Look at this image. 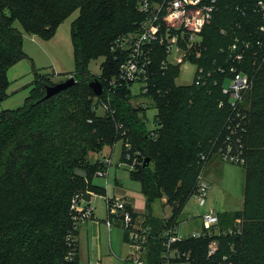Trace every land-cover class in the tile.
I'll return each mask as SVG.
<instances>
[{
  "label": "trees",
  "instance_id": "16d2710c",
  "mask_svg": "<svg viewBox=\"0 0 264 264\" xmlns=\"http://www.w3.org/2000/svg\"><path fill=\"white\" fill-rule=\"evenodd\" d=\"M257 1L259 0L219 1L213 22L202 34V55L199 58L190 57L192 63L204 67L206 73L210 72L204 79L205 83L197 84L193 81L191 86H178L175 81L181 72L180 67L170 64L162 69L161 63L166 53L163 47L156 46L152 53L149 90L147 93H136L151 98V107L157 110L155 128L148 129V107L133 105L131 98L135 96V92L132 84L117 85L112 89L109 84L118 75L119 67L127 57V51L117 47V41L124 34L136 31L145 18V14L138 8L139 0H0V102L7 96L9 68L27 56L23 50L24 34L15 23L19 22L29 34L48 39L67 17L79 11L71 22L75 70L67 74L76 78V84L41 101L46 93V86L56 83L51 82L48 74L38 75L32 93L22 107L0 112V160L4 157V152L11 148L5 160L8 173L0 181V264H81L78 240L80 222L75 218L71 206L74 196L79 194L77 191L85 185L82 177L76 173L78 166L82 164V154L92 149L86 137L91 127L98 128L106 137L104 141L95 143L94 150L101 151L105 145L112 146L125 139L132 145L128 152L133 157L139 156V163H135L130 171L132 178L142 183L148 207V212L144 214L147 221L161 227L164 222L167 225L178 224V215L194 191L198 175L190 189L183 193L182 205L176 208L177 215L164 220L155 219L151 213L152 204L162 194L160 181L163 172H177L183 167L185 146L177 144L179 138L189 130L188 134L194 136L191 139V151L193 152L194 146L199 147L198 142L201 140L197 138V130L182 115L183 108L192 101L197 103L204 100L203 97L216 95L215 105L220 114L217 154L219 155L220 147L226 148L223 142L230 135L232 151L241 150L246 157L247 203L251 172L247 165L253 153L252 119L256 118V124L262 125L264 108L257 110L259 103L255 101L251 102L250 107L243 103L245 116H235L229 129L225 124L231 113L230 97L224 95L222 89L232 77L230 66L236 65L230 47L237 40L240 41V46L244 39L252 42L242 63V66L247 63V69L243 70L249 71L254 79L252 89L245 95L246 99L249 100L264 75V33L258 29L262 17L255 10ZM258 41L262 42V46L258 45ZM255 51L259 53L258 57L255 56ZM100 57L104 58L101 74L95 76L88 65L92 59ZM255 57L259 61L258 65L251 63ZM221 67L225 72L219 70ZM95 78L103 84L104 91L100 96L90 87V82ZM209 83L215 84V90L206 88ZM63 92H72L73 97L57 107V104L52 103L53 98ZM92 94L98 99L96 105H93ZM222 99L225 105L220 107ZM102 101L109 104V109L100 117L95 111ZM48 102L52 104L50 108L45 106ZM76 108L77 110L72 111ZM90 118L94 119L92 123L88 121ZM69 120H75L76 125ZM68 124H72V129L68 135H64L63 146L58 147L57 134H62L64 130L62 128L59 131L58 127ZM117 124H122L123 128H117L119 139L113 142L114 136L107 129V132H102V129L109 126L113 133ZM126 151L127 148L124 147L121 161L132 165L133 161L125 158ZM146 157L150 158L148 167H144ZM201 160L197 164L201 165ZM85 167L96 176L97 170L102 167L101 159L95 163L88 162ZM10 168L13 172L9 173ZM89 187L97 193H106L105 188L97 187L93 182ZM175 195L178 196L177 193ZM134 215L137 216V212ZM241 215L238 211L234 218ZM220 219L224 226L230 223L221 215ZM245 222L243 218L242 235L227 237L223 241L232 240L239 247L243 235L248 232ZM125 239L127 241L126 234ZM205 243L206 241L195 243L202 245L199 248L202 250L201 256L206 251ZM159 245L157 243L149 254L150 264H158ZM71 251H76L77 255L73 260H67L66 256ZM236 260L237 264H251L244 258Z\"/></svg>",
  "mask_w": 264,
  "mask_h": 264
},
{
  "label": "rangeland",
  "instance_id": "374dc122",
  "mask_svg": "<svg viewBox=\"0 0 264 264\" xmlns=\"http://www.w3.org/2000/svg\"><path fill=\"white\" fill-rule=\"evenodd\" d=\"M78 14L79 11L77 10L67 17L59 25L55 34L48 39L42 38L37 34H29L24 31L19 22L15 23V26L24 34L23 50L27 56L18 60L7 72L9 86L7 96L0 102V112L22 107L26 103L27 98L31 95L33 84L38 75L48 74L52 83H58L67 79L70 76L67 74L75 70L70 25ZM256 57H258V55ZM256 57L254 60L252 59L251 62L254 65L259 64ZM103 60L104 58L100 57L92 59L89 62V69L95 76L101 74V64ZM183 60H185V58ZM172 61L178 63V57H173ZM189 61H191V58L187 57V60L180 67L181 72L175 81L178 86H191L193 83L195 66L189 64ZM246 64L247 63L239 68L243 70V68L247 67ZM261 79V82L250 96L249 100L246 99L247 96L243 99L245 106L247 105V107H250L251 102L255 101L259 103L257 105V110H262V108H264V75ZM229 83L230 80L228 79L225 85L228 86ZM138 86L139 84L134 85L132 88L134 92H137V89L134 88ZM206 86L208 89L215 90L214 83H209ZM248 92H246V95ZM71 97H73L72 92H63L59 96H55L52 103L57 104L58 107L61 103H66ZM215 97H213V95L207 98L203 97L204 100H197V103L192 101L188 106L183 108V119L187 117L189 124L197 130L199 136L197 138L201 140V143L198 142L199 147L195 148L194 146L192 152V146L190 145L191 139L194 136L188 134L189 130L179 138L177 144L185 146L182 163L183 167L177 172H163L164 174H162V180L160 181V190L162 194L160 198H156L153 202L151 213L155 219L157 218L160 220L177 215L175 214L177 213L176 208L182 205V196L190 189L196 176L202 173L203 177H205L210 184L207 196V207L215 208L221 217H223L224 220L230 221V223L233 222L235 214L240 211L242 213L241 217L246 221L245 225L248 232L243 235L239 247L236 246L235 242L228 239V241L222 242L221 252L223 253L224 251V254H227L231 260L244 258L249 260L251 264H264V117L261 118L262 125L256 124V118L252 119L253 126L251 132L253 136L251 141V153H253L250 163L247 165V168L250 169L251 172L248 181V197L246 198V203L245 165L222 159L216 152L220 114L215 105ZM91 98L93 105H96L98 99L93 94ZM260 100L262 101L260 102ZM131 102L136 107H148L146 112V124L148 129L155 128L154 120L157 110L151 107V98H145V96L135 93V96L131 98ZM50 104L51 103L48 102L45 106L48 105L50 108L52 105ZM75 110H77V108L72 111ZM95 112L97 116L102 117L106 114V109L99 105ZM93 120V118H90L88 121L92 123ZM190 120L192 121L190 122ZM69 122L76 125L75 120H69ZM72 124H68L65 127H58L59 131H61L62 128L64 129L62 134H57L56 145L58 147L64 143V135L69 134V131L72 129ZM119 125L120 124L114 126L115 129L113 133L112 128L109 126L103 128L102 132L107 129L108 132L114 136L112 140L114 142L119 139L117 138L118 133L116 132ZM107 130L105 131L107 132ZM119 134L122 136V133L119 132ZM86 137L92 149H89L87 153L81 156L82 164L78 166L79 168L76 175L82 177L85 185L81 187L77 193L83 195V198L89 200L94 206L97 203L101 205V207L99 208L98 206L97 208L99 209L98 215L100 216L99 223L91 218L79 223L78 239L80 262L81 264H128L130 251L132 249L125 239L123 227L116 219L112 218L113 226L109 231L106 223V211L102 208V203L99 201L98 197L92 198L91 194L87 193V191H94L89 187L91 182H93L97 187L103 189L107 188L106 194L109 197L118 196L131 200L135 211L145 214L148 212V207L143 193L142 183L132 178L130 166L126 164V162L121 161V154L124 148L121 142L122 140L116 144L115 148L107 144L104 146L103 150L100 151L94 150V145L98 141H104V139H106L104 133H100L98 128L91 127ZM10 150L11 148H8L4 152V157L0 160V181L3 175L8 173L5 160ZM201 154L206 155L208 160H201ZM105 156H111L112 158V165L110 166L108 177L95 176L93 172L86 169L87 167H85V165L88 162L95 163V161ZM134 157L140 159L139 156ZM200 160L202 162L201 165L197 164ZM10 172H13L12 168L9 169V173ZM176 193L178 196L175 195ZM205 210L206 207H200L193 197L189 198L178 215L181 232L188 233V231L191 232L196 229H201L202 220L200 215Z\"/></svg>",
  "mask_w": 264,
  "mask_h": 264
},
{
  "label": "built area",
  "instance_id": "2783aa9c",
  "mask_svg": "<svg viewBox=\"0 0 264 264\" xmlns=\"http://www.w3.org/2000/svg\"><path fill=\"white\" fill-rule=\"evenodd\" d=\"M220 0H139L138 8L145 14V18L139 24L134 32H129L121 36L117 41V47L127 51L126 59L119 67L118 75L110 80V89L119 85L135 84L139 86L134 89L147 93L149 90L150 67L152 64V53L156 46L164 48L166 57L161 63V68L166 69L170 64L179 67L187 60L194 56L199 58L204 48L202 34L204 29L211 25L215 13L218 11ZM255 10L261 14L262 23L259 26L260 32L264 33V0L257 1ZM224 32V30H222ZM239 40L231 45L232 57L236 65L230 66L232 74L230 83L222 89V93L230 97L231 113L227 118L225 126L230 129L235 116H245L243 114V99L246 92L252 89L254 79L249 72L240 69L246 53L252 47V42L244 39L242 46ZM262 46V42H257ZM193 53V54H192ZM255 56L259 55L257 51ZM178 57V63L173 62L172 58ZM185 58V60H183ZM189 64L195 66L193 72V81L197 84L205 83L206 73L204 67L189 61ZM220 71L225 72L221 67ZM101 107L109 109V104L102 101ZM225 105L224 100H220L219 106ZM119 128H123L120 124ZM154 129V128H153ZM125 134V132L123 133ZM154 135V134H153ZM240 141V140H238ZM122 145L127 148L125 158L127 161L132 160L133 164L126 163L133 168L135 163H139L137 157H133L128 149L132 147L129 141L123 139ZM118 143V142H117ZM112 145L113 148L116 144ZM225 149H218L219 156L222 159L244 165L246 157L242 151H232L230 144V135L223 142ZM112 155V154H111ZM201 159H207V156L201 154ZM208 160V159H207ZM112 158H101V168L97 170L96 175L108 177ZM210 188L208 180L203 177L202 173L197 177V183L194 191L189 198L193 199L200 207H206V210L200 215L202 220L201 229L183 233L180 230L179 223H173L161 226L154 225L147 221L144 214L137 213L130 206V201L114 196L109 197L106 193L99 194L94 191H87L92 198L101 197L106 205L107 226L110 230L113 226L112 218L116 219L123 227L127 236V242L131 246L128 264H150L149 254L152 248L159 243L158 264H237L231 260L227 254L221 252L223 239L227 237H238L243 233V220L241 217H235L233 222L224 226L218 211L215 208L207 207V196ZM84 200V202H83ZM74 216L79 222H84L90 218L95 219V206L89 200L84 199L80 193L74 196L71 206ZM98 220V219H96ZM98 222H100L98 220ZM167 222V221H166ZM205 243L206 251L202 253L199 248L202 245L196 242ZM76 251H71L66 256L67 260H73L76 257ZM204 260V262H203ZM100 264V263H97Z\"/></svg>",
  "mask_w": 264,
  "mask_h": 264
},
{
  "label": "water",
  "instance_id": "95a60500",
  "mask_svg": "<svg viewBox=\"0 0 264 264\" xmlns=\"http://www.w3.org/2000/svg\"><path fill=\"white\" fill-rule=\"evenodd\" d=\"M76 78L74 76H69L67 79H65L64 81H60L56 84H52V85H47L46 86V93L44 95V97L41 99V101L46 100L64 90H67L69 87L73 86L74 84H76ZM90 87L92 88V90L94 91V93L97 96L102 95L104 88H103V84L102 82L98 79L95 78L94 80H92L90 82ZM150 165V158L146 157L144 160V167H148Z\"/></svg>",
  "mask_w": 264,
  "mask_h": 264
},
{
  "label": "crops",
  "instance_id": "0c3cea01",
  "mask_svg": "<svg viewBox=\"0 0 264 264\" xmlns=\"http://www.w3.org/2000/svg\"><path fill=\"white\" fill-rule=\"evenodd\" d=\"M70 26H71V25H70ZM105 189H106V193H107V188H105ZM98 198H99V201L102 203V208H104L105 211H106V205H105L104 200H103L101 197H98ZM129 201H130V204L133 205L132 202H131V200H129ZM92 202H93V200H92ZM95 203H96V202H95ZM91 205H92V203H91ZM95 206H96V207H95L96 215H95V219H93V220H95V222L99 223L98 220L100 221V219H99L100 216L98 215V210H99V209H97V208H98V206H99V208H100L101 205H98V204L96 203ZM132 207H133V206H132ZM96 209H97V210H96ZM104 209H103V210H104ZM133 209H134V208H133ZM134 210H135V209H134ZM137 213H140V212L137 211ZM140 214H141V213H140ZM142 214H144V213H142ZM106 216H107V213H106ZM91 219H92V218H91ZM96 219H98V220H96ZM108 230H109V229H108ZM110 230H111V229H110ZM110 230H109V231H110ZM78 240H79V239H78ZM79 250H80V248H79Z\"/></svg>",
  "mask_w": 264,
  "mask_h": 264
}]
</instances>
